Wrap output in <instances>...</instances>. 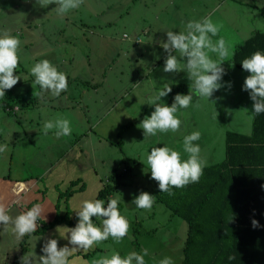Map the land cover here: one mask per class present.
<instances>
[{
  "label": "rangeland",
  "instance_id": "rangeland-1",
  "mask_svg": "<svg viewBox=\"0 0 264 264\" xmlns=\"http://www.w3.org/2000/svg\"><path fill=\"white\" fill-rule=\"evenodd\" d=\"M55 7V4L47 8L40 7L36 0H0V28L10 29L12 35L20 39L19 65L15 75L21 76L20 81L13 88L6 90L5 97L0 98V137L7 140L5 142L0 140V145H7L6 151L0 154V162L4 158L0 164V170L3 171L5 160L10 163L9 160L13 159L11 166L15 171L25 164L23 173L33 175L35 170L31 167V163L41 161L40 168L44 169L49 164V160L58 155L61 150H65L68 143L73 140L76 142L77 139L94 130L98 136L90 133V140L87 139V144L84 146L90 151L91 146L88 142L93 140L94 159L99 170L102 171L103 189L114 185L106 178L108 179L111 173H121L124 170L126 164L123 163V159L126 155L132 158L140 156L142 161L146 162V156L151 148L162 147L164 142L162 136L166 134L157 133L161 136V140L149 136L137 141L136 136L144 135L143 129L138 126L133 127L132 131L126 134L123 128L117 133V125H122L123 121L141 123L145 116H150L155 106L148 105L149 98L156 95L164 82L171 83L172 87V92L163 97L161 101L168 106H171L177 94H187L183 89L180 90L181 87L185 86L189 91L190 81L186 72L166 73L163 71L167 53L160 46V41L166 42V30L178 33L179 30L184 29L188 21L199 20L205 16H211L214 22L222 25L218 36L213 37V40L223 36L230 46L231 54L222 65L225 74L220 83L223 86L226 82L229 83L226 78L237 79L239 74L243 73L232 64V57L238 47L254 32H264V10H262L264 0H84L80 8L71 10L63 16L53 10ZM125 34L127 37H124ZM137 37L140 38V43H136ZM210 55L216 59L215 54L210 53ZM43 59H48L59 71L67 75V90L77 101H80L82 91L90 90L93 93L95 87L101 86L106 71L110 72L107 85L119 87L122 93H128L129 96L118 100L119 103L122 102V108L117 109L115 106H110L112 111L106 110L103 116L105 120L101 119V114L98 115L97 120H82V129L76 130L74 128L76 125L72 123L75 120L69 119L73 131L69 136L56 137L52 132L44 135L43 130L37 124L40 121L44 122L51 115L49 113L53 105L65 106L66 101L62 98L55 103L53 99L56 96L50 92L44 93L42 97H34L32 82L35 77L31 75L30 68ZM181 67H183V62ZM243 74L249 75L250 73L244 72ZM222 90L220 88L215 91L210 100H200V110L195 106L197 101L193 98L192 104L187 109H181L177 113L182 123L179 131L174 134L188 135L193 131H199L201 139L194 143L200 145V156L207 162L206 166L219 161L214 160L217 157L221 160L223 155L222 146L219 145L222 142L217 143V153L215 146L211 143L213 142L211 136L217 134L218 138H221L226 135L228 129L244 131L252 127V120L241 122L217 118L220 116L219 111L217 113L210 107L217 103L220 105L222 101L224 103L219 93ZM36 92H40L39 86L36 87ZM19 99L27 101L24 104H18L19 108L21 107L19 112L8 113L3 103L12 104L14 100ZM29 99L33 103L27 106ZM88 104L90 110L94 108L96 112L101 111V107L93 106L95 103L88 102ZM125 107L130 110L131 114H134L137 120H117L118 122L114 123L113 119L116 116L126 117V111L123 110ZM195 110L200 111V114L197 115ZM243 111V108L239 106L235 112L238 115ZM229 112L232 114V107L229 108ZM110 113L112 114L108 116ZM65 115H67L66 112ZM20 121H22L21 124H19ZM36 128H39L38 131L36 130L37 136H32V132L28 131L34 132ZM27 133L30 134V138H26ZM107 134L110 140L105 142ZM101 135L105 138H102L105 146L103 151L101 146L99 147ZM204 138L209 139L211 144H207ZM169 139L166 140V145L180 151L182 158H186L187 154L183 152L182 147L183 142L176 140L173 142L171 137ZM206 145H209L208 148ZM121 147L123 152L120 150ZM101 156L107 159V166L104 168L101 166ZM137 168L140 173L141 171L146 173L144 165H139ZM20 172L19 169L16 174ZM35 175L37 177L41 174ZM120 176L119 186L113 193V197L119 199V210L129 221L128 233L119 244L114 243L109 237L107 241L94 245L93 247H98L99 253L95 254L93 247L91 248L93 251L89 249L91 254H84L85 259L90 258L89 261L101 255V249L104 251L102 255L108 254L112 248L119 251L122 256L135 251L136 241L144 242L145 230L149 229L148 225L152 222L149 220L155 218L154 204L150 210L137 209L131 204L141 191L153 195L147 186H142L144 184L142 179L136 182V169L130 174ZM164 208H166L165 205L161 203L156 209V220L159 226H162L168 215L162 212ZM13 213L10 212L9 215ZM74 218L75 216L72 219ZM93 222L98 226L100 224L98 219ZM164 223L172 228L175 221L170 224ZM177 224L178 230L181 227L187 230L185 226L188 227V225L181 219L177 218ZM136 229L139 230L138 233L135 232ZM52 234L50 238L57 239L59 247L65 245L72 247L67 236L62 234L60 236L59 233ZM24 239L25 242L22 245ZM46 240L41 237L30 239L23 237L17 241L11 232V226L9 231L4 233L3 226L0 225V264H12L22 246L27 249L31 248L30 252H35L37 256L43 255L41 249ZM109 245L111 248L108 247Z\"/></svg>",
  "mask_w": 264,
  "mask_h": 264
},
{
  "label": "crops",
  "instance_id": "crops-1",
  "mask_svg": "<svg viewBox=\"0 0 264 264\" xmlns=\"http://www.w3.org/2000/svg\"><path fill=\"white\" fill-rule=\"evenodd\" d=\"M138 39L140 38L137 37L136 43L141 42ZM109 73L108 71L105 72L101 86L95 87L93 93L90 90L88 92L82 91L80 101L73 99L71 94H69V90L64 91L59 97H55L53 99L55 103L64 98L66 101L65 106L53 105L49 113L51 115L46 120L55 119L57 116L74 119L75 122H72L76 125L74 128L79 130L82 129V120H97L100 114L101 119L104 118L103 120H105L106 118L103 116L106 110L112 111L110 106H115L117 109L122 108V102L119 103L118 100L128 97L129 94L122 93L119 87L107 85L110 77ZM243 73L239 74L237 79L226 78L229 83L226 82V85L222 86L221 90L223 87L225 88L219 92L220 96L224 99V103L222 101L220 105L217 103L210 108L217 113L219 111L220 116L217 118H222V120H239L241 122L242 120H252V127L246 128L244 131L239 129V131L237 129L227 130V132H236L252 140L236 143L232 147L234 149V155L232 156L233 163L229 166L216 167L217 164L226 162L229 157L227 151L228 144L226 142L227 132L221 138H218L217 134L211 136V141H213L211 143L215 146V150L217 143L222 142L219 145L222 146L223 155L221 160L217 157L214 160L219 161L204 167L199 182L193 183L191 197L187 198V205L192 206L193 218L197 222L193 234L192 260L186 262V248L189 237L188 223L179 215H176L171 208L162 203L166 207L162 212H166L168 215L166 220L163 221L162 226L157 225L159 222L156 220V209L161 203L154 199L153 213L155 218L149 220L152 222L148 225L149 229L145 230L144 242L140 243L136 241L137 249L135 251L141 252L144 248H147L149 251V255L146 256V264H158V261L166 256L172 258L173 264H264V113L259 115L252 114L254 112V102L250 98V93L243 90L244 81L248 76ZM194 99L197 101L196 97ZM19 100H21V104L27 101L24 99ZM31 102L29 99L27 106ZM88 102L95 103L93 106L101 107V111L96 112L94 108L90 110ZM239 106L244 111L237 115L235 111ZM230 107L233 108L232 114L229 112ZM8 108H11L10 104ZM20 109L21 107L19 108L18 105L13 107L15 112H19ZM198 109L200 110L199 107ZM123 110L126 111V117L119 118L116 116L113 119L114 123H117V120H137L134 114H131L130 110H127L126 107ZM195 111L197 115L200 114V111ZM65 112L67 115H65ZM215 120H217L216 117ZM255 120H258L257 128H255ZM21 123L22 121L19 122V124ZM139 124L140 122L123 121L122 125H117L116 132L118 133L119 130L125 128L124 131L126 134H129L133 127H137ZM37 126L43 130L42 121ZM36 130L38 131L39 128L34 130L35 134L31 130L28 132H32V136H37ZM105 131L104 129V134L106 133ZM50 132L54 133V130ZM90 133L98 136V133H94V130ZM90 133H86L82 138L77 139L76 142L73 140L68 143L65 150H61L58 153L59 156L56 155L49 160V164L44 169L40 168L39 163L41 161L31 163V167L35 170L33 175L23 173L25 171V164L15 171L13 166H11L13 159L9 160L10 163L5 160L2 168L3 171L0 170V201L7 205L9 213L14 212L11 216L18 215L22 210L29 209L37 203L41 204L44 208V215L37 221L38 230L43 222L49 223L56 218V206L59 201L61 214H65L69 210L71 212L70 216L73 218L76 216L75 211L82 199L98 198L100 191L103 190L104 183L101 179L102 171L99 170L98 164L95 163V154L92 147L93 140L88 142L91 146L90 151L84 146V144H87V139L90 140ZM25 135L26 138H30L29 133ZM106 136L105 139L101 135V145L99 147L101 146L102 151L105 147L102 138L105 139V142L110 140L108 139V134ZM184 136L170 132L163 134L162 141L164 142L162 147L166 145V140H170L169 137H171L173 142L175 140L183 142ZM141 138H144V135L136 136L137 141H140ZM154 138L161 140L160 135L154 136ZM0 140L7 141L3 140L2 137H0ZM204 141L207 144H211L207 138H204ZM208 146L206 145V148ZM120 150L123 152L122 147ZM124 159L128 161L129 166L126 165L125 168L127 170L129 168V170L127 172L122 170L121 173L123 175L130 174L136 169V182L142 179L144 182L142 186H147L148 190L150 189L151 191L152 188L158 185L157 181L151 179V173L148 172L149 168L140 156L132 158L126 155ZM3 161L4 158L1 162ZM106 164V157L101 156V166L104 168L107 166ZM139 165H144L146 173L142 171L140 173L137 168ZM19 169L21 172L17 175L16 173ZM37 173L41 175L36 177L35 174ZM121 173L117 172L118 177L122 175ZM112 178L113 173L106 180L112 181L113 184L117 181L119 184L121 176L119 178ZM74 181L79 182L72 187L75 190L74 193L70 196H61V194L69 190ZM106 206L107 200L105 201ZM177 218L188 225V227L185 226L187 230L182 229V227L178 230ZM253 219L259 221L260 227L253 228ZM230 220L232 221L230 222ZM174 221L175 224L172 228H169L164 223L170 224ZM58 226L70 228L66 224H59L44 234L32 233L24 237L28 239L32 237L49 239L52 233H58L56 231ZM159 231H161L160 236L158 235ZM135 232L138 233L139 230L136 229ZM61 234L67 236L66 230H61ZM68 235L70 236V234ZM31 250L28 247L27 253ZM82 252L83 250L74 252L69 258V264H89L91 260L89 261V257V259H85L84 254H91V251L87 253ZM97 252L99 253L98 247L95 248V254H98ZM103 252L101 249V255ZM229 256H234L235 259L229 260Z\"/></svg>",
  "mask_w": 264,
  "mask_h": 264
},
{
  "label": "clouds",
  "instance_id": "clouds-1",
  "mask_svg": "<svg viewBox=\"0 0 264 264\" xmlns=\"http://www.w3.org/2000/svg\"><path fill=\"white\" fill-rule=\"evenodd\" d=\"M43 8L55 4L53 9L58 15H65L71 10L80 8L84 0H36ZM222 25L214 22L211 16L202 17L199 20H190L183 30L174 32L166 30L167 40L160 41V46L167 53L163 71L166 73L186 72L190 81L188 94H177L171 106L161 102L163 97L172 92L171 83L164 82L154 97L149 98L148 105H154L155 110L138 125L143 129L145 139L156 136L158 132L175 133L179 131L181 120L177 113L181 109H187L197 98L196 107H200L199 101L210 100L213 93L223 85L220 83L225 69L224 61L230 56V46L223 36L217 37ZM127 35V34H125ZM20 39L14 36L10 29L0 28V98L5 97L6 90H10L20 81L21 76L15 75L19 65ZM175 53V54H174ZM211 54H215L213 59ZM183 62V67L181 63ZM242 68L250 73L243 84V90L250 93L254 102L253 115L264 113V52L255 51L242 60ZM30 73L35 77L32 82L34 97H42L50 92L59 97L68 88V78L48 59L40 60L30 68ZM39 86L40 92H36ZM214 102V101H213ZM54 130L56 137L69 136L72 132L71 122L63 116L43 122V133L47 135ZM201 133L193 131L183 137V152L187 154L182 159L181 152L168 147H153L146 156V165L151 173V179L158 182L161 193L169 196L175 195L173 188L182 189L191 183H198L206 166V161L200 156L201 148L198 143ZM7 145H0V154L4 153ZM145 164V163H144ZM137 209L150 210L154 204V196L141 191L131 202ZM119 199L113 196L107 198L105 207L104 199H82L75 211L78 223L75 227L68 228L58 226L56 231L61 236V230H66L68 245L58 246L55 238L47 239L41 249L43 255L28 252L20 257V264H69V258L74 252L83 250L87 253L94 245L107 241L109 237L114 243L119 244L129 230L128 219L119 210ZM44 215V208L37 203L31 208L22 210L15 217L9 215L7 205L0 201V225L4 233L9 231L20 241L25 235L35 233L37 221ZM96 217L99 226L93 222ZM232 220H230L231 222ZM253 228L260 227L259 221L252 220ZM70 234V236L68 235ZM108 247L111 248L109 245ZM149 255L147 248L141 252L130 251L125 255L114 248L108 254L94 257L89 264H146L145 257ZM235 259L229 256V260ZM158 264H173L171 257H164Z\"/></svg>",
  "mask_w": 264,
  "mask_h": 264
},
{
  "label": "trees",
  "instance_id": "trees-1",
  "mask_svg": "<svg viewBox=\"0 0 264 264\" xmlns=\"http://www.w3.org/2000/svg\"><path fill=\"white\" fill-rule=\"evenodd\" d=\"M264 10V8L262 9ZM255 51H261L264 52V32L256 31L249 39H247L242 45L238 47V49L235 51L233 57H232V64L238 68L239 70L245 71L242 68V60L244 58H247ZM183 89L187 94L188 90L187 87H181L180 90ZM33 103V102H31ZM4 107L8 113L15 112L13 110V107L15 105L21 104V100H14L11 105V108H8L9 103L4 102ZM258 120H255V128H257ZM249 139L247 137H243L241 134L236 132H227V138L226 142L228 144V160L226 162H223L221 164H217L216 167H222V166H229L232 162V156L234 155V149L232 147L236 143H243V142H249ZM123 163L129 166L128 161L126 159H123ZM129 170V168H128ZM209 170V169H207ZM118 177L117 172L113 174V178ZM78 181H74L71 184V187L66 193L61 194V196H70L72 193H74L75 190H73L72 187H74L76 184H78ZM119 184L117 181L114 182V185H109V187H106L105 189L101 190L98 199H107L110 195H113V193L117 190ZM193 190V183L187 185L186 187L182 189L173 188L172 191L175 193L173 196H169L167 193H161L159 190V186L157 185L155 188H152V194L154 197H156V200L160 203L165 204L169 208L173 210V212L176 215H179L181 218L186 220V222L189 225V237H188V243L186 248V262L192 260V243H193V234L194 229L196 225V221L193 218V210L192 206L187 205V198L191 197ZM57 208V215L56 218L49 223L43 222L42 226L35 232L36 234H44L49 229H52L56 227L59 224L66 223L68 226L75 227V225L78 223V217L75 216L74 219L71 218L70 214L71 212L68 210L65 214H61L60 212V201L56 206ZM96 217H93V221L96 220ZM25 239L22 242V245L24 244ZM28 249L25 246H22V249L20 253L15 257L12 264H19L20 257L23 256L25 253H27Z\"/></svg>",
  "mask_w": 264,
  "mask_h": 264
},
{
  "label": "built area",
  "instance_id": "built-area-1",
  "mask_svg": "<svg viewBox=\"0 0 264 264\" xmlns=\"http://www.w3.org/2000/svg\"><path fill=\"white\" fill-rule=\"evenodd\" d=\"M125 37H127V35H125ZM138 41H140V40L138 39ZM123 171L124 172H127L128 170L125 168Z\"/></svg>",
  "mask_w": 264,
  "mask_h": 264
}]
</instances>
